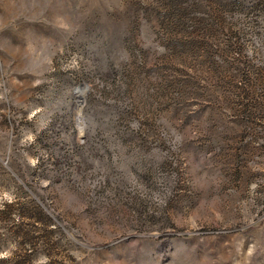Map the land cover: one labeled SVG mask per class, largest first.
Returning <instances> with one entry per match:
<instances>
[{"label":"rangeland","instance_id":"1","mask_svg":"<svg viewBox=\"0 0 264 264\" xmlns=\"http://www.w3.org/2000/svg\"><path fill=\"white\" fill-rule=\"evenodd\" d=\"M0 264H264V0H0Z\"/></svg>","mask_w":264,"mask_h":264}]
</instances>
